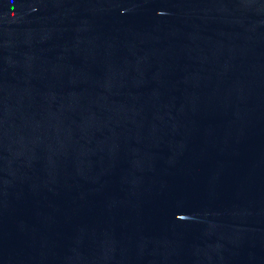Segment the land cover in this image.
I'll list each match as a JSON object with an SVG mask.
<instances>
[{"label":"water","instance_id":"1","mask_svg":"<svg viewBox=\"0 0 264 264\" xmlns=\"http://www.w3.org/2000/svg\"><path fill=\"white\" fill-rule=\"evenodd\" d=\"M0 264H264V0H0Z\"/></svg>","mask_w":264,"mask_h":264}]
</instances>
